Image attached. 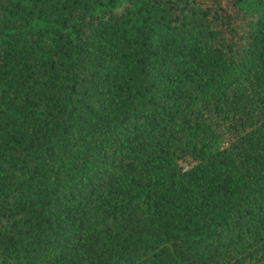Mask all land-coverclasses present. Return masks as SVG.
Segmentation results:
<instances>
[{
    "label": "trees",
    "instance_id": "trees-1",
    "mask_svg": "<svg viewBox=\"0 0 264 264\" xmlns=\"http://www.w3.org/2000/svg\"><path fill=\"white\" fill-rule=\"evenodd\" d=\"M0 264H264V0H0Z\"/></svg>",
    "mask_w": 264,
    "mask_h": 264
}]
</instances>
